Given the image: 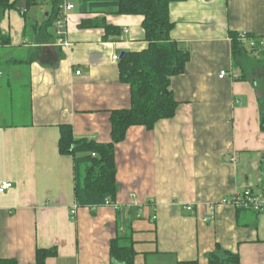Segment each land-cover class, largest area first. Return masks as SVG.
I'll return each instance as SVG.
<instances>
[{
    "label": "crops",
    "instance_id": "1",
    "mask_svg": "<svg viewBox=\"0 0 264 264\" xmlns=\"http://www.w3.org/2000/svg\"><path fill=\"white\" fill-rule=\"evenodd\" d=\"M36 1L25 8L17 0L0 19V182L12 183L0 193V257L34 264L37 248L56 247L45 264H113L118 237L132 243L133 264H208L216 244L237 253L239 264H264V212L227 204L203 220L208 203L264 182V71L240 78L229 37L246 32L257 38L256 55L264 52V0L169 5L170 37L189 54L184 71L170 78L175 114L151 129L128 128L114 149L115 205L78 207L74 220V160L59 153V125L71 124L75 138L110 142L111 110L131 103L112 55L148 42L141 15L83 12L71 0V46L64 47L55 19L42 26L53 1ZM94 20L121 34L106 37Z\"/></svg>",
    "mask_w": 264,
    "mask_h": 264
},
{
    "label": "trees",
    "instance_id": "2",
    "mask_svg": "<svg viewBox=\"0 0 264 264\" xmlns=\"http://www.w3.org/2000/svg\"><path fill=\"white\" fill-rule=\"evenodd\" d=\"M17 0H0V19L11 8H17ZM50 17L43 28L48 27L57 16L61 0H52ZM182 0H78L83 12L111 8L116 14L142 16L141 26L146 48L137 51H125L118 60L117 68L122 82L130 85L129 107L112 109L110 112V142H96L87 137L75 138L71 124H60L58 150L62 155L73 157L74 200L79 207H95L102 204L106 197L114 199L118 190L115 179V145L125 138L130 126L143 125L151 129L160 119H168L175 114L177 102L170 87V78L184 71L189 57L181 42L172 40L170 31L169 5ZM28 8L36 0H25ZM92 20L84 21L88 24ZM94 25L106 29V37L119 36L121 30L104 22L94 20ZM240 32H229L233 66L240 68V78H246L257 70L264 71V52L257 54L256 47L247 49L239 36ZM246 37L253 35L245 33ZM1 38V36H0ZM257 46V45H256ZM259 55V56H258ZM261 110L259 124L264 130V99L259 98ZM57 254V248H37L35 263L45 264L47 257ZM135 251L132 243L123 244L119 238L111 241L109 256L113 264H133ZM0 264H18L17 259L0 257ZM179 264H198L197 260L181 261ZM208 264H239V256L216 244L209 253Z\"/></svg>",
    "mask_w": 264,
    "mask_h": 264
},
{
    "label": "built area",
    "instance_id": "3",
    "mask_svg": "<svg viewBox=\"0 0 264 264\" xmlns=\"http://www.w3.org/2000/svg\"><path fill=\"white\" fill-rule=\"evenodd\" d=\"M62 3L59 6L57 11V16L54 20V30L56 34V41L58 44L64 47H70L71 43L67 39V29H66V22L68 19V12L74 8V3L69 0H61ZM246 32H240L239 36L246 44L247 49H254L257 45L256 41L251 38L246 37ZM114 60H119V56L114 54L112 55ZM79 73V72H77ZM227 75V70H222L219 73V78H223ZM239 73H235L233 76L238 77ZM228 159L232 162L237 160L236 154H232L228 157ZM12 187V183L9 181L0 182V193L5 192L6 190ZM104 205L113 206L115 205V201H112L109 198H105ZM231 204L236 209H248L254 212H264V182L261 184L259 188L255 190L251 189L250 187H245L241 191H235L232 194L222 197L217 201H213L207 204V208L209 213L203 217L204 221H211L214 215V209L216 206L220 205H227ZM79 206L75 202L72 204L69 210V215L71 219H75V211ZM186 209L192 210V206L190 204L186 205ZM153 218H156L153 216Z\"/></svg>",
    "mask_w": 264,
    "mask_h": 264
},
{
    "label": "water",
    "instance_id": "4",
    "mask_svg": "<svg viewBox=\"0 0 264 264\" xmlns=\"http://www.w3.org/2000/svg\"><path fill=\"white\" fill-rule=\"evenodd\" d=\"M123 53H124V51L120 53V55H119V56H120V58L122 57Z\"/></svg>",
    "mask_w": 264,
    "mask_h": 264
},
{
    "label": "rangeland",
    "instance_id": "5",
    "mask_svg": "<svg viewBox=\"0 0 264 264\" xmlns=\"http://www.w3.org/2000/svg\"><path fill=\"white\" fill-rule=\"evenodd\" d=\"M69 1H71V0H69ZM78 1V0H77ZM77 1L75 0V2L77 3ZM71 2H73V1H71ZM74 3V2H73Z\"/></svg>",
    "mask_w": 264,
    "mask_h": 264
}]
</instances>
